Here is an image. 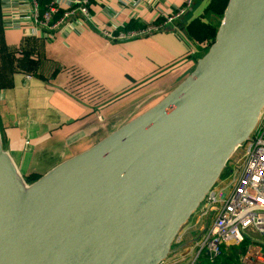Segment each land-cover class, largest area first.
Instances as JSON below:
<instances>
[{
  "label": "water",
  "instance_id": "water-1",
  "mask_svg": "<svg viewBox=\"0 0 264 264\" xmlns=\"http://www.w3.org/2000/svg\"><path fill=\"white\" fill-rule=\"evenodd\" d=\"M263 107L264 0H229L185 79L27 196L0 137V264H160Z\"/></svg>",
  "mask_w": 264,
  "mask_h": 264
},
{
  "label": "crops",
  "instance_id": "crops-1",
  "mask_svg": "<svg viewBox=\"0 0 264 264\" xmlns=\"http://www.w3.org/2000/svg\"><path fill=\"white\" fill-rule=\"evenodd\" d=\"M228 2L196 0L184 34L160 29L111 41L104 29L151 24L184 0H91L86 23L73 17L52 37L36 29L30 0H0V137L27 181L175 88L212 45ZM184 243L170 254H182Z\"/></svg>",
  "mask_w": 264,
  "mask_h": 264
},
{
  "label": "built area",
  "instance_id": "built-area-1",
  "mask_svg": "<svg viewBox=\"0 0 264 264\" xmlns=\"http://www.w3.org/2000/svg\"><path fill=\"white\" fill-rule=\"evenodd\" d=\"M41 1L30 0L29 14L36 29L43 30L48 36H54L73 17L78 18L79 15L84 23L90 19L91 0H46L45 8H42ZM195 1L184 0L182 5L171 12H163L151 24L136 27L119 25L112 30L104 29L103 33L113 41L139 37L160 29L182 32L183 16ZM244 142L243 165L234 184L230 189H227L229 182L215 184L201 203L203 213L212 214V218L196 241L197 255L208 254L212 262L222 253L224 244L240 243L254 237V234H264V107L257 125ZM179 241L180 235L177 236ZM185 258L170 254L160 264H178ZM239 264H264V245L252 242Z\"/></svg>",
  "mask_w": 264,
  "mask_h": 264
},
{
  "label": "rangeland",
  "instance_id": "rangeland-1",
  "mask_svg": "<svg viewBox=\"0 0 264 264\" xmlns=\"http://www.w3.org/2000/svg\"><path fill=\"white\" fill-rule=\"evenodd\" d=\"M244 151L245 142H243L242 145H238L231 158L227 162L225 168L223 169L224 172H222L216 184L220 185L223 181L229 182V186L227 189H230V187L234 184L240 174L243 165L242 155ZM30 182L32 181H27V183ZM203 210V205H200L179 232L181 240H184L185 242L184 252H182L181 250L182 254L180 255L184 254L186 256L184 261L180 264H216L210 262L206 258L200 257L203 253L197 255L198 247L196 246V241L202 234L205 226H207V224L211 221L212 218V214L206 215L203 213ZM252 242L264 245V234H254V237L246 238L244 241L233 245L231 248L225 249V256L220 259L221 263L219 264H239V262L234 259L243 256L248 246ZM177 244L178 242L176 238L174 243L172 244V247H176Z\"/></svg>",
  "mask_w": 264,
  "mask_h": 264
},
{
  "label": "trees",
  "instance_id": "trees-1",
  "mask_svg": "<svg viewBox=\"0 0 264 264\" xmlns=\"http://www.w3.org/2000/svg\"><path fill=\"white\" fill-rule=\"evenodd\" d=\"M41 3H42V8H45V5H46V0H42L41 1ZM126 27H136L134 24H126L125 25ZM138 26H142V25H138ZM224 172V171H223ZM225 249H227V248H223V250H222V253L215 259V261L214 262H212V261H210V257H209V255L208 254H202V256H200V257H203V258H206L207 260H209L210 262H212V263H216V264H219V263H221V261H220V259L221 258H223L224 256H225ZM234 260H236L237 262H239L240 261V257H237L236 259H234Z\"/></svg>",
  "mask_w": 264,
  "mask_h": 264
},
{
  "label": "bare ground",
  "instance_id": "bare-ground-1",
  "mask_svg": "<svg viewBox=\"0 0 264 264\" xmlns=\"http://www.w3.org/2000/svg\"><path fill=\"white\" fill-rule=\"evenodd\" d=\"M19 183H20V190L22 192V195L27 196L29 192L32 190V186L29 185L28 183H25L24 181L21 180L20 176H18Z\"/></svg>",
  "mask_w": 264,
  "mask_h": 264
}]
</instances>
